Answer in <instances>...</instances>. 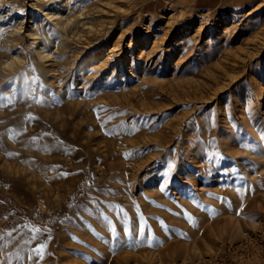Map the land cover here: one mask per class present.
Masks as SVG:
<instances>
[{
  "label": "rangeland",
  "instance_id": "1",
  "mask_svg": "<svg viewBox=\"0 0 264 264\" xmlns=\"http://www.w3.org/2000/svg\"><path fill=\"white\" fill-rule=\"evenodd\" d=\"M60 2L0 0V264H264V0Z\"/></svg>",
  "mask_w": 264,
  "mask_h": 264
},
{
  "label": "bare ground",
  "instance_id": "2",
  "mask_svg": "<svg viewBox=\"0 0 264 264\" xmlns=\"http://www.w3.org/2000/svg\"><path fill=\"white\" fill-rule=\"evenodd\" d=\"M70 4V0H61L60 4L58 6H56V4H52L50 7L44 9L45 11V15L48 16V17H51L53 18L54 16H57L58 14L60 13H63L64 15V11L68 8ZM63 17L60 18V20H62ZM63 21V20H62ZM65 24V23H64ZM61 25V24H60ZM33 26V22L30 26V28ZM32 31V30H31ZM33 35L36 34L35 32H31ZM44 43H41V46L43 45ZM129 46V45H128ZM131 46V45H130ZM129 48V47H128ZM41 50V53L44 52L42 50V48L40 49Z\"/></svg>",
  "mask_w": 264,
  "mask_h": 264
},
{
  "label": "snow or ice",
  "instance_id": "3",
  "mask_svg": "<svg viewBox=\"0 0 264 264\" xmlns=\"http://www.w3.org/2000/svg\"><path fill=\"white\" fill-rule=\"evenodd\" d=\"M45 91H47V90L45 89ZM5 99H8V98L3 96V95H0V100H5ZM140 219H141L140 231L143 232V229H144V218L141 216ZM125 232L130 234L132 232V229L129 226H126L125 227ZM113 234H115V230L114 229H113ZM43 247L44 246L42 245L41 248H37L35 250L37 255H39L41 259H43V253H42V248Z\"/></svg>",
  "mask_w": 264,
  "mask_h": 264
}]
</instances>
